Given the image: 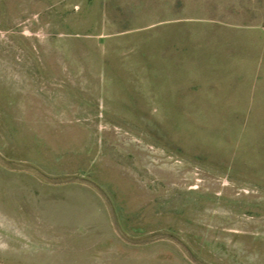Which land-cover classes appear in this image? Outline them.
Returning a JSON list of instances; mask_svg holds the SVG:
<instances>
[{
    "label": "rangeland",
    "instance_id": "374dc122",
    "mask_svg": "<svg viewBox=\"0 0 264 264\" xmlns=\"http://www.w3.org/2000/svg\"><path fill=\"white\" fill-rule=\"evenodd\" d=\"M0 264H264V0H0Z\"/></svg>",
    "mask_w": 264,
    "mask_h": 264
}]
</instances>
